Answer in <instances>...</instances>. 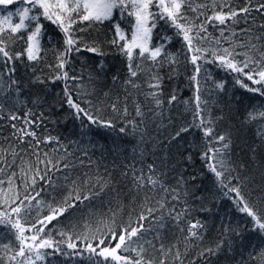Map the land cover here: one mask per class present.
Returning a JSON list of instances; mask_svg holds the SVG:
<instances>
[{
	"label": "snow or ice",
	"instance_id": "obj_1",
	"mask_svg": "<svg viewBox=\"0 0 264 264\" xmlns=\"http://www.w3.org/2000/svg\"><path fill=\"white\" fill-rule=\"evenodd\" d=\"M0 264H264V0H0Z\"/></svg>",
	"mask_w": 264,
	"mask_h": 264
}]
</instances>
